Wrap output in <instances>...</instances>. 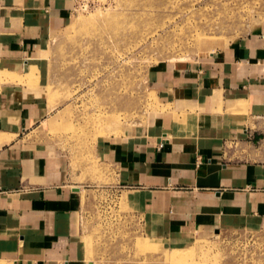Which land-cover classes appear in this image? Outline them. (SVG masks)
<instances>
[{
	"label": "crops",
	"instance_id": "0c3cea01",
	"mask_svg": "<svg viewBox=\"0 0 264 264\" xmlns=\"http://www.w3.org/2000/svg\"><path fill=\"white\" fill-rule=\"evenodd\" d=\"M76 4L0 0V258L15 264L84 260L83 186L63 156L25 135L48 114L26 70ZM262 28L156 68L153 85L168 109L98 145L149 237L185 241L264 221Z\"/></svg>",
	"mask_w": 264,
	"mask_h": 264
},
{
	"label": "rangeland",
	"instance_id": "374dc122",
	"mask_svg": "<svg viewBox=\"0 0 264 264\" xmlns=\"http://www.w3.org/2000/svg\"><path fill=\"white\" fill-rule=\"evenodd\" d=\"M76 5L72 19L49 35L42 57H33L26 70L28 84L47 100L48 114L25 135L63 156L71 179L83 186L82 264H264V221L198 231L185 241L149 237L115 167L98 149L168 109L153 85L156 68L208 55L262 30L264 0ZM0 264L15 260L0 258Z\"/></svg>",
	"mask_w": 264,
	"mask_h": 264
},
{
	"label": "bare ground",
	"instance_id": "6f19581e",
	"mask_svg": "<svg viewBox=\"0 0 264 264\" xmlns=\"http://www.w3.org/2000/svg\"><path fill=\"white\" fill-rule=\"evenodd\" d=\"M214 41H216L218 44H221V42L219 41V40H214ZM147 247V245L146 246H143L142 248H146Z\"/></svg>",
	"mask_w": 264,
	"mask_h": 264
},
{
	"label": "built area",
	"instance_id": "2783aa9c",
	"mask_svg": "<svg viewBox=\"0 0 264 264\" xmlns=\"http://www.w3.org/2000/svg\"><path fill=\"white\" fill-rule=\"evenodd\" d=\"M78 1V0H77Z\"/></svg>",
	"mask_w": 264,
	"mask_h": 264
}]
</instances>
